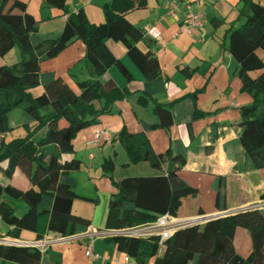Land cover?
Wrapping results in <instances>:
<instances>
[{
    "label": "trees",
    "instance_id": "1",
    "mask_svg": "<svg viewBox=\"0 0 264 264\" xmlns=\"http://www.w3.org/2000/svg\"><path fill=\"white\" fill-rule=\"evenodd\" d=\"M66 1L45 0L66 16L61 30L45 37L39 33L38 21L27 11L23 0H0V56L16 46L20 58L12 65H0V134H5L0 139V196L26 205V211L18 215L0 200L1 224L8 228L3 236L11 239H20L22 229L33 231L34 239H40L48 232L69 235L75 232L76 225H88L86 218L72 211L76 193L70 172L82 166V160L74 155L73 139L100 115L109 113L110 105L128 93L112 79L78 81L76 93L62 77L41 73V60L56 57L78 39L85 46V58L94 74L101 76L110 66H116L129 80L125 66L106 47V41L112 39L124 45L147 79L157 74L156 59L137 47L142 30L125 17L127 12L144 7L146 0H109L102 6L104 22L99 24L89 22L82 7L69 11ZM241 1L248 12L243 23L227 30L222 46L238 64L242 91L252 98L250 104L240 108L238 141L253 166L262 168L264 59L258 52L264 53V5L254 0ZM211 22L222 23L216 19ZM37 85L42 86V91L33 96L30 88ZM18 108L23 117L22 134H14L8 124L9 113ZM155 111L159 115L162 109L156 106ZM115 138L129 163L146 161L163 173L113 181L114 164L106 158L101 166L115 191L109 198L104 228H127L153 221L164 213L176 216L182 198L196 194V189L178 175L186 161L183 153H155L143 131L128 132L122 127ZM65 154L72 156L65 159ZM16 168L29 181L25 190L9 183ZM236 228L248 230L251 236L252 248L245 257L236 254L232 246ZM109 239L139 264L151 257L154 264H264V209H238L199 225L179 227L163 240L158 254L157 237L117 235ZM41 256L35 247L0 245L1 261L41 264Z\"/></svg>",
    "mask_w": 264,
    "mask_h": 264
},
{
    "label": "crops",
    "instance_id": "2",
    "mask_svg": "<svg viewBox=\"0 0 264 264\" xmlns=\"http://www.w3.org/2000/svg\"><path fill=\"white\" fill-rule=\"evenodd\" d=\"M23 1L27 11L38 21L41 35L53 36L61 30L66 16L60 15L58 9L47 5L45 0ZM108 1L67 0L66 3L69 11L82 7L87 20L99 24L104 22L102 6ZM254 1L264 5V0ZM170 2L177 4L174 11L170 10ZM187 6L204 18L203 26L189 33L182 30ZM247 12L241 0H146L144 7L127 12L126 19L142 30L138 49L149 52L157 61V74L150 79L128 56L124 45L112 39L106 41V47L125 66L131 76L129 80L116 66H110L101 76L94 74L85 58V46L78 39L56 57L41 60L40 72L44 71L41 73L62 77L76 93V82L95 79H112L119 88L128 90L125 98L110 105L109 113L100 115L73 139L74 155L82 160V166L70 172L76 193L72 211L89 221L88 225H76V233L85 231L88 226H105L109 198L115 191L101 166L106 158H111L114 164L113 181L126 176L163 173L146 161L129 163L124 148L115 138L122 127L128 132H145L155 153L181 152L185 156L178 175L196 189V194L182 198L176 218L215 215L264 199V167L253 166L238 141L240 108L250 104L252 98L242 91L238 64L222 46L227 30L243 23ZM212 19L222 23L214 24ZM258 54L264 59V53L259 51ZM4 62L0 59V65H7ZM156 106L162 109L159 115ZM22 123L23 120L11 126L14 134L22 130ZM154 124L158 126L151 127ZM99 131H105L108 138L96 141ZM4 135L0 134V139ZM71 156L65 154L63 158ZM9 183L23 190L29 187L28 179L18 168ZM0 200L18 215L26 211L25 203L22 208L17 203L19 200L2 196ZM7 229L0 224V236ZM19 238L33 240L35 234L22 229ZM87 241L83 237L49 246L41 256V264H139L109 238L93 241V251L99 257L89 259L84 254ZM232 246L236 254L247 256L252 248L248 230L236 228ZM126 255L131 258L129 263L124 261ZM0 264L20 263L0 260ZM143 264H154V257Z\"/></svg>",
    "mask_w": 264,
    "mask_h": 264
},
{
    "label": "built area",
    "instance_id": "3",
    "mask_svg": "<svg viewBox=\"0 0 264 264\" xmlns=\"http://www.w3.org/2000/svg\"><path fill=\"white\" fill-rule=\"evenodd\" d=\"M170 10L174 11L177 8V4L175 2L168 3ZM187 13L185 15L186 22L182 26V30L185 32H190L193 28H199L203 26L204 18L203 15L199 12L192 11L190 6H187ZM108 138V134L105 131H99L96 134V141H100L101 139ZM244 208H253V209H264V199L258 200L253 204L246 206ZM240 208V209H244ZM238 210V209H237ZM236 210L220 212L215 215H197L188 218H176L172 216L170 213H164L161 216L157 217L155 220L138 224L134 226H130L127 228L113 229V228H95L92 226H88L85 231L80 233H72L69 235H59V234H45L40 239L33 240H22V239H11L5 236H0V245H8V244H18L23 246L35 247L38 251L43 254L49 246L58 243H70L77 241L83 237L87 238L88 241L84 247V254L87 258L93 259L99 257L97 253L93 251V241L96 238H111L117 235L123 236H132L138 238H148V237H157L158 238V251L161 250V246L163 240L170 237L179 227L187 226V225H199L204 223L206 220L215 217V216H223L229 213H232ZM1 224V219H0ZM125 262H130L131 258L126 255L124 256Z\"/></svg>",
    "mask_w": 264,
    "mask_h": 264
},
{
    "label": "rangeland",
    "instance_id": "4",
    "mask_svg": "<svg viewBox=\"0 0 264 264\" xmlns=\"http://www.w3.org/2000/svg\"><path fill=\"white\" fill-rule=\"evenodd\" d=\"M45 37H52V36H45ZM16 50L17 47L14 46L12 47L4 56H0V59L4 60L5 64L7 65H12L14 63H17L19 61V55L18 53H16ZM41 72H44V71H41ZM42 91V86L41 85H37V86H34L32 88H30V92L33 96H36L38 94H40ZM22 114H21V108H18V109H15V110H12L10 113H9V126H13L15 127L18 122H22ZM18 132L22 133L23 131L20 129V131H17L15 132V134H17ZM18 204L21 205V207L23 208L24 207V203L22 201H17ZM2 229V228H1Z\"/></svg>",
    "mask_w": 264,
    "mask_h": 264
}]
</instances>
